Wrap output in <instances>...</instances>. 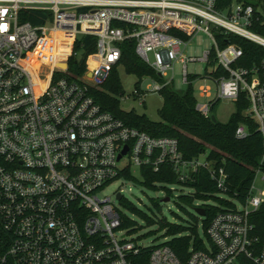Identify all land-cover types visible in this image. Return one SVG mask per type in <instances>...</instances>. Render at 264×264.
<instances>
[{
    "label": "built area",
    "instance_id": "2783aa9c",
    "mask_svg": "<svg viewBox=\"0 0 264 264\" xmlns=\"http://www.w3.org/2000/svg\"><path fill=\"white\" fill-rule=\"evenodd\" d=\"M261 5L264 0H0V264H264V237L250 221L264 203L255 178L244 201L236 199L240 209L230 201L231 208L217 212L206 228L204 249L191 246L185 260L164 242L147 250L119 237L126 228L115 203L125 200L121 190L100 195L113 181H137L135 170L143 180L142 169L166 167L184 182L205 169L224 192L227 176L206 154L184 158L175 137L127 125L90 94L119 65L122 42L131 40L158 76L136 78L134 98L143 102L146 93L173 87L178 64L182 82L192 88L199 82V96L208 98H196L195 109L204 116L211 115V102H246L244 115L262 137L264 165V58L247 64L242 46L228 39L234 35L264 47V37L251 29L263 14ZM28 10L49 16L32 24L20 18ZM199 33L210 39L209 48L198 56L186 54ZM83 34L95 36L96 46L83 75L74 77L68 59ZM64 37L67 49L53 57L67 64L61 69L37 49L54 52ZM189 63H202L204 72H189ZM146 80L150 84L141 89ZM248 135L246 124H238L234 137ZM257 173L264 183L260 167Z\"/></svg>",
    "mask_w": 264,
    "mask_h": 264
},
{
    "label": "trees",
    "instance_id": "16d2710c",
    "mask_svg": "<svg viewBox=\"0 0 264 264\" xmlns=\"http://www.w3.org/2000/svg\"><path fill=\"white\" fill-rule=\"evenodd\" d=\"M261 8L263 14L259 13V19L252 24L251 29L264 37V7L261 5ZM48 16L49 13L47 11L41 10L20 12L21 20L29 21L32 24H41L45 22ZM228 39L242 46L247 64L264 58V47L234 35H229ZM225 41L226 39H223V42ZM95 46L96 37L93 35L83 34L76 38L73 45L74 53L68 59V70L72 76H80L85 71V59L95 50ZM120 48L121 58L119 65L111 70L109 77L99 87L92 88L90 94L103 110L112 113L127 125L145 131L152 136L175 137L178 140L179 151L184 158L190 159L206 154L213 168L219 166L224 168L227 176L226 190L224 192L217 189L205 169H199L192 174L190 180L184 182L177 180L175 174L166 167L160 172H152L150 168L142 169L144 179L141 183L144 187L156 190L158 187L155 183H158L163 185L165 195H169L170 189L164 185L177 184L185 186L192 191L189 192L190 194L181 196L182 198L188 200L199 199L204 202L214 201V204L206 203L201 207L205 212L202 226L204 237L207 239L206 228L213 216L217 212L233 206L229 200L217 194L223 193L243 202L255 178L257 168L260 167L264 172V165L259 163L263 152L262 137L260 132L256 130V123L250 117L244 115L246 108L244 100H239L234 104V111L226 122L212 120L210 116H204L195 109L196 97L191 85L180 91L174 90L171 86L163 87L160 90L162 105L158 109V121H152L144 114H138L134 110H122L118 99V95L122 94V85L118 77L119 67H122L127 74L135 76L138 80L146 76L156 78L158 76L137 56L134 51L133 41L125 40L120 45ZM63 49H67L66 46ZM54 56L60 57L59 53L56 52L52 56V63H64L53 61ZM218 102H211L210 114L215 110ZM240 123L246 124L249 130V135L244 139L234 137V130ZM126 204L128 202H125L124 205ZM131 209L147 225L155 222L153 218L135 207H131ZM193 220L196 221V217L193 216ZM250 221L254 225L255 234L260 238L264 237V203L251 213ZM122 224L125 227H132L134 222L125 217L122 220ZM157 224L164 230V237L170 236V239L164 243L181 260L186 259L188 249L191 246L194 249H204L203 242L205 239L198 235L196 224L185 226L179 223L167 222L164 219H158ZM146 254L148 255V253H145V259Z\"/></svg>",
    "mask_w": 264,
    "mask_h": 264
},
{
    "label": "rangeland",
    "instance_id": "374dc122",
    "mask_svg": "<svg viewBox=\"0 0 264 264\" xmlns=\"http://www.w3.org/2000/svg\"><path fill=\"white\" fill-rule=\"evenodd\" d=\"M63 39V44H60L57 40L56 50L54 52L50 48H41V46L37 49L44 61L54 64L61 69H65V64L52 63V56L66 46L68 38L64 37ZM209 46L210 39L204 34L199 33L186 46L184 52L191 56H198L203 51L208 49ZM35 67H37V65ZM92 67V65H88V69H92ZM204 68L205 66L202 63H189L187 65V70L189 72L198 74H202L204 72ZM30 71L33 75H35L33 70ZM40 72L46 73L47 66L41 64ZM173 74V89L176 91L185 89L187 85H185L181 80L180 68L178 64H176ZM37 75L38 77L42 76L39 73H37ZM118 77L122 85V94L118 95L120 108L124 111L134 110L138 114H144L152 121H158V109L162 105L161 95L154 92L146 93L143 97V102H141L138 98H134L132 95V92L135 90L136 86H138L136 77L131 74H127L122 67L118 68ZM207 83L212 88L213 92L215 90V84L211 80H208ZM149 84V80L144 81L141 84V89H144V87H147ZM199 85V82H195L193 85L194 96L199 101L206 102L208 98L199 96ZM234 106L235 105L232 101L220 100L211 115H213L215 119L220 122H226L230 114L234 111ZM135 176L138 179L137 181L119 178L113 181L102 193H100L101 196L109 195L113 197V193L115 191L121 190V194L125 199L116 201L115 203L119 207L121 213L126 218L132 220L134 225L132 227L122 229L121 232L117 234L119 237L133 239L139 245L145 247H151L153 245L163 243L170 239V236L164 237V230L158 226L157 220L164 219L167 222L179 223L185 226L196 224L198 235L205 239L202 226L203 216L197 215L194 209L196 207H202V205L206 203L214 204L213 200L204 202L199 199L188 200L186 198H182L181 196L190 194L189 192L192 191L185 186L177 184L164 185L165 187H170L172 189L169 192L170 196L168 194L165 195V189L162 187L163 185L159 184L156 190L149 189L144 187L141 183L142 180L137 170H135ZM262 176L263 175L261 173H257L255 177L254 186L257 189H264V183L261 180ZM254 192H257V190ZM217 195L233 202L236 205V208L240 209V203L234 197H229L223 193H219ZM166 198L168 199L165 200ZM125 202H128V204L124 205ZM131 207H135L139 211L145 213L147 216L153 218L155 222L151 225H147L145 221L131 209ZM193 216L196 217V221L193 220Z\"/></svg>",
    "mask_w": 264,
    "mask_h": 264
},
{
    "label": "water",
    "instance_id": "95a60500",
    "mask_svg": "<svg viewBox=\"0 0 264 264\" xmlns=\"http://www.w3.org/2000/svg\"><path fill=\"white\" fill-rule=\"evenodd\" d=\"M210 118H211L212 120H216L215 117H214L213 115H210ZM126 151H127V147L125 146L124 149L122 150V153L125 154ZM119 158H120V155L118 156V159H119ZM121 197H122L121 194H118V195H117V198H118V199H120ZM167 199H168V198H166L165 200H167ZM194 210H195V212L197 213V215H199V216H204V214H205L204 209L201 208V207H196Z\"/></svg>",
    "mask_w": 264,
    "mask_h": 264
},
{
    "label": "bare ground",
    "instance_id": "6f19581e",
    "mask_svg": "<svg viewBox=\"0 0 264 264\" xmlns=\"http://www.w3.org/2000/svg\"><path fill=\"white\" fill-rule=\"evenodd\" d=\"M68 41H69V40H68ZM67 44H68V42H67ZM67 44H66V48H67ZM57 62H58V61H57ZM54 63H56V62H54ZM65 64H66V63H65ZM66 67H67V64H66ZM66 67H65V68H66ZM41 77L44 78L45 76L42 75Z\"/></svg>",
    "mask_w": 264,
    "mask_h": 264
}]
</instances>
